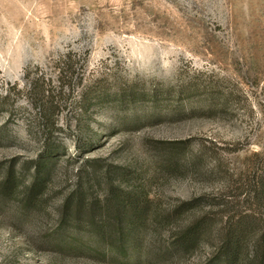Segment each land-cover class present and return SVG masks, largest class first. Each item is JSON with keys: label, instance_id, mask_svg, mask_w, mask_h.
Wrapping results in <instances>:
<instances>
[{"label": "rangeland", "instance_id": "rangeland-1", "mask_svg": "<svg viewBox=\"0 0 264 264\" xmlns=\"http://www.w3.org/2000/svg\"><path fill=\"white\" fill-rule=\"evenodd\" d=\"M59 64L83 82L59 93ZM48 80L57 88L28 94ZM52 103L50 154L39 123ZM78 187L84 208L65 210ZM115 192L139 224L127 256L126 218L103 202ZM198 223V241L172 251ZM241 229L253 255L264 237V0H0V264H210Z\"/></svg>", "mask_w": 264, "mask_h": 264}, {"label": "trees", "instance_id": "trees-1", "mask_svg": "<svg viewBox=\"0 0 264 264\" xmlns=\"http://www.w3.org/2000/svg\"><path fill=\"white\" fill-rule=\"evenodd\" d=\"M51 82L52 80H48L47 84L45 83L46 85H44V83H37L34 81L30 82L28 94L34 95L36 88L42 87V88H49L50 90L57 88L56 85H54L55 87L54 88ZM57 82H58V86L60 87L59 93H62L63 90L72 91L75 84H80L83 82V78L79 76L78 78H76V81L74 82V75L72 71L66 69L65 65L59 64L58 70H57ZM46 92L47 91L45 89H42V94H45ZM33 103L34 105H37L35 101H33ZM58 109L59 107L53 105V103L50 107H47V106L44 107V105H41L40 107L41 122L39 123V127L42 130L41 132H42V135L45 141V146H44L45 152L48 153L49 151H51L49 152L50 154L52 153L53 149L51 146H49V140L51 139L55 131L58 129L57 122L55 120L56 111H58ZM47 162L48 160L43 161L42 165L40 164L36 166L37 175L34 178L33 187L38 188L43 185V177L45 179L48 176L49 171L47 173H44L45 171H42V172L40 171L42 170V168ZM91 176H93V183H91V185L93 186H91V188H93L94 186H98V185L100 186L101 181L98 179L97 174L91 173ZM12 179H13L12 174H8L6 176L7 184L5 187H7L10 184ZM112 191H113V188L111 190V193ZM84 196H85L84 191L82 190V188L78 187L77 190H75L71 194V196L65 199L64 204H63L64 209L66 210V208H73L76 211L82 210L85 205ZM103 199H104L103 202L105 201V204L107 205L108 203L109 204L113 203V209L116 210V212L114 211L116 216H119L120 218L121 217L126 218L125 226L120 225L118 229V234L121 237L120 238L121 250L127 256L129 248H122V247H124L128 242H130L131 238L136 235L137 233L136 231L138 229L137 226L139 225L136 222L134 223V219H130L131 216H128V210H129V206L132 200L130 197L126 200L125 198H123V194L118 193V192L113 193L112 196L110 194H105ZM139 210H142V209H139ZM105 215H107V213L104 214V216H102L104 223L101 224V226L96 231L101 239H104V233L107 229L106 224L109 219ZM92 218L94 220L95 217H92ZM246 226H249V225H246ZM202 229H203L202 223H198L194 225L192 228L188 230L184 238L185 242L184 243L181 242V248H178L177 245H174V246L172 245L171 246L172 251L182 252L184 250H187L188 243L194 244L195 242L198 241V237L203 231ZM244 231L245 229H241L240 232L237 231L238 233L233 234V236L229 239V241L224 247L226 248V250L224 252L223 258L215 259L219 256L218 254L220 253V251L218 253L217 251L216 252L214 251L213 256L209 259L208 262H210V264H264V237L262 236V240L260 244H258L257 250L253 252V255H251L249 251L242 250V237L245 235Z\"/></svg>", "mask_w": 264, "mask_h": 264}]
</instances>
